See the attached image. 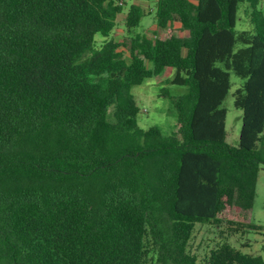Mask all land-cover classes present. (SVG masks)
Segmentation results:
<instances>
[{
  "label": "trees",
  "instance_id": "obj_1",
  "mask_svg": "<svg viewBox=\"0 0 264 264\" xmlns=\"http://www.w3.org/2000/svg\"><path fill=\"white\" fill-rule=\"evenodd\" d=\"M244 2L251 30L236 31ZM259 2L155 0L166 37L117 41L115 0H0V264H198L195 223L260 227L248 217L264 165ZM143 15L131 3L126 30ZM166 68L184 87L169 134L138 125L129 92ZM231 72L243 79L236 145L222 105ZM202 264L264 259L222 241Z\"/></svg>",
  "mask_w": 264,
  "mask_h": 264
},
{
  "label": "rangeland",
  "instance_id": "obj_2",
  "mask_svg": "<svg viewBox=\"0 0 264 264\" xmlns=\"http://www.w3.org/2000/svg\"><path fill=\"white\" fill-rule=\"evenodd\" d=\"M122 7V12L116 17V24L111 36L117 41H126V38L135 33H143L148 36L156 35L160 38L166 37V31L155 25L154 6L155 0H115ZM131 3L141 6L144 15L139 25L127 31L125 27V16ZM259 7L264 11V0H260ZM250 8L246 2L239 5L235 30H251L248 20ZM177 34H182L176 31ZM99 34L95 35L96 44L102 41ZM123 57L128 61L129 52L127 47L119 46ZM173 69L166 68L160 75L145 79L141 84L134 85L129 92L136 102L139 111L137 114L138 125L145 129L149 126L158 127L162 133L169 134L176 121V109L173 100L184 91L183 86L170 83ZM232 86L222 105L226 108L225 128L227 142L236 145L241 126V110L233 104V92L242 83L243 79L231 72ZM228 217L235 218L234 212H229ZM249 220L260 226L259 228H245L244 231L232 230L228 224L222 222L218 225L212 223H195L191 238L188 242V250L197 256L198 264H202L204 256L211 247L227 241L234 247L250 253L259 254L264 259V165L258 171L255 185V198L248 214ZM151 250V249H150ZM155 251V248L152 249ZM153 254V253H152ZM146 264H162L155 261V255L148 257Z\"/></svg>",
  "mask_w": 264,
  "mask_h": 264
},
{
  "label": "crops",
  "instance_id": "obj_3",
  "mask_svg": "<svg viewBox=\"0 0 264 264\" xmlns=\"http://www.w3.org/2000/svg\"><path fill=\"white\" fill-rule=\"evenodd\" d=\"M155 10V9H154ZM154 10H153V12H154ZM155 25H156V23H155ZM226 140H227V132H226Z\"/></svg>",
  "mask_w": 264,
  "mask_h": 264
}]
</instances>
